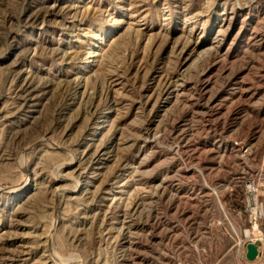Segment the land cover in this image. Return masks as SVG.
<instances>
[{
	"label": "rangeland",
	"instance_id": "374dc122",
	"mask_svg": "<svg viewBox=\"0 0 264 264\" xmlns=\"http://www.w3.org/2000/svg\"><path fill=\"white\" fill-rule=\"evenodd\" d=\"M258 235L264 0H0V264H264Z\"/></svg>",
	"mask_w": 264,
	"mask_h": 264
},
{
	"label": "water",
	"instance_id": "95a60500",
	"mask_svg": "<svg viewBox=\"0 0 264 264\" xmlns=\"http://www.w3.org/2000/svg\"><path fill=\"white\" fill-rule=\"evenodd\" d=\"M260 242L249 243L246 245L245 258L248 262H254L259 257Z\"/></svg>",
	"mask_w": 264,
	"mask_h": 264
},
{
	"label": "built area",
	"instance_id": "2783aa9c",
	"mask_svg": "<svg viewBox=\"0 0 264 264\" xmlns=\"http://www.w3.org/2000/svg\"><path fill=\"white\" fill-rule=\"evenodd\" d=\"M263 239H264L263 236L258 235V236H255V237H253V238H250V239H249V242H248L247 244H249V243H255V242H260V243H262Z\"/></svg>",
	"mask_w": 264,
	"mask_h": 264
},
{
	"label": "bare ground",
	"instance_id": "6f19581e",
	"mask_svg": "<svg viewBox=\"0 0 264 264\" xmlns=\"http://www.w3.org/2000/svg\"><path fill=\"white\" fill-rule=\"evenodd\" d=\"M254 205H256V204H254ZM246 235H247V233H246Z\"/></svg>",
	"mask_w": 264,
	"mask_h": 264
}]
</instances>
